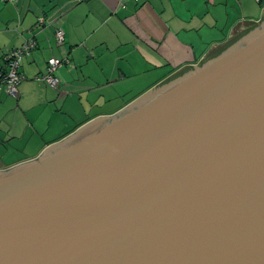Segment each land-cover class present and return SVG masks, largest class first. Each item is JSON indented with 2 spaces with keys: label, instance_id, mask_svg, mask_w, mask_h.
<instances>
[{
  "label": "water",
  "instance_id": "95a60500",
  "mask_svg": "<svg viewBox=\"0 0 264 264\" xmlns=\"http://www.w3.org/2000/svg\"><path fill=\"white\" fill-rule=\"evenodd\" d=\"M0 264H264V19L0 171Z\"/></svg>",
  "mask_w": 264,
  "mask_h": 264
},
{
  "label": "crops",
  "instance_id": "0c3cea01",
  "mask_svg": "<svg viewBox=\"0 0 264 264\" xmlns=\"http://www.w3.org/2000/svg\"><path fill=\"white\" fill-rule=\"evenodd\" d=\"M261 19L264 0H0V65L36 43L17 97L0 89V171L114 116ZM50 59L68 61L56 89L42 80Z\"/></svg>",
  "mask_w": 264,
  "mask_h": 264
},
{
  "label": "built area",
  "instance_id": "2783aa9c",
  "mask_svg": "<svg viewBox=\"0 0 264 264\" xmlns=\"http://www.w3.org/2000/svg\"><path fill=\"white\" fill-rule=\"evenodd\" d=\"M8 3H14L16 0H4ZM139 1V0H136ZM257 3L260 0H254ZM38 23L42 25L43 19H39ZM56 38L59 43L64 42V35L62 31L56 33ZM36 43L33 40L26 41L21 47L9 52L5 58L4 63L0 65V89H3L6 94L17 97L18 87L21 82L25 79L19 72L21 62L24 57L31 54L35 49ZM68 64V61H60L57 59H50L47 64V72L42 80L47 83L50 87L56 89L59 87L60 80L57 77L58 70Z\"/></svg>",
  "mask_w": 264,
  "mask_h": 264
},
{
  "label": "rangeland",
  "instance_id": "374dc122",
  "mask_svg": "<svg viewBox=\"0 0 264 264\" xmlns=\"http://www.w3.org/2000/svg\"><path fill=\"white\" fill-rule=\"evenodd\" d=\"M155 88V87H154Z\"/></svg>",
  "mask_w": 264,
  "mask_h": 264
}]
</instances>
